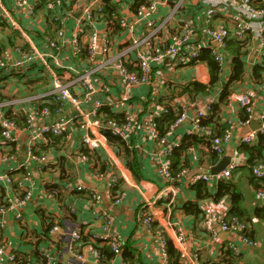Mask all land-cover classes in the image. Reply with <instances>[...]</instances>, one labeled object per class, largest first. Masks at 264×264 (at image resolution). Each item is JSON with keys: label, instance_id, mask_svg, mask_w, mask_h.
Masks as SVG:
<instances>
[{"label": "crops", "instance_id": "obj_1", "mask_svg": "<svg viewBox=\"0 0 264 264\" xmlns=\"http://www.w3.org/2000/svg\"><path fill=\"white\" fill-rule=\"evenodd\" d=\"M2 1L4 7L10 12V16H2L0 20V55L7 60H12L17 55L15 47L21 45L20 32L13 30L9 21L12 16L30 34L33 43L43 50V47H46L45 25L46 22L49 24L45 12L39 10L36 17H30L17 7L16 0ZM74 1L82 5L87 0ZM135 1L110 0L115 10V17L133 19ZM154 1L156 12L152 19L156 21L157 26H161L158 35L160 40L168 39L169 41L170 37L180 32L183 23L189 22L195 31L194 43L210 42L212 44L211 40L205 36L204 29L210 25L223 23L232 12L231 9H221L220 14L208 23L205 16L207 7L205 0H185L178 12L173 11V4L167 0ZM113 19L117 20V18ZM75 20L76 17L73 15L67 21L66 40H69L73 34ZM107 21L105 18L97 23V27L103 33L106 32ZM145 24L146 20H143L136 25V36L140 38L143 36L147 30ZM109 38L111 47L108 53L98 56L96 61L91 63H88L86 59H78L67 44L64 51L59 53L60 65L56 66V69L65 68L60 69L59 72L71 71L68 74L69 79L76 80L83 71L95 68L93 80L100 90L96 96L107 102L112 99H121L123 94L118 71L107 63L112 62L122 49L129 46L131 41L130 35L118 25L113 26ZM234 50V47L226 50L227 63L221 72L220 83L213 89L209 88L205 93L195 96L181 94V87L194 81L209 84L211 75L207 63L191 64L179 56L168 57L162 64L154 66L151 84L130 88L127 108L133 113L135 120L134 129L125 140L126 147L130 150L129 154L122 147L109 143L106 149L97 151L90 161H84L80 156L84 148L81 142L82 130L73 129L64 138L55 136L56 138L40 140L38 150L40 154L47 157V166L43 172H40L39 163L31 160L27 154L29 132L20 131L17 142L10 145H4L0 136V172L10 173L14 179L12 188L0 189V198L7 193L15 195L20 191L32 192L31 198L16 210L22 213V220L16 218L15 210L0 213V219L4 222V227H0V245L5 243L8 251L30 257L38 264L41 261V253L48 249L53 254L55 263L72 260L68 250L71 233L77 230L85 233L92 230L99 233L102 222L98 216L102 211H107L114 217L111 235L122 242V251L118 255L114 254L113 258L105 264H169V261L166 262L161 254L157 230L168 228V241L177 248L176 227L178 226L186 233L187 257L183 259L186 264H194L191 256L195 252L199 253L206 264H221L224 253L229 249L234 257L233 264H264V218L256 215L257 209L264 208V198L258 196L259 189L245 167L248 165V155L242 152L236 155L241 138L253 131L252 127H255L257 122L260 125L259 113L263 107L264 81L256 82L251 77L254 64L261 61L256 48L247 49L245 80L242 84L236 85L237 92L250 90L255 94V113L250 123L239 124L244 113L236 101L231 99L228 104L223 105L219 116L213 119L214 125L210 126L218 133L222 125L226 127L225 123L228 120L236 123V130L232 140L225 145L224 154L213 155L205 140L198 142L196 147L188 150L185 167L187 172L173 182V189L176 191L174 201L168 204L160 201L152 210L156 230L149 231L139 217L141 206L153 199L165 186L159 164L162 147L149 137L147 129V122L154 111L152 109L154 100L160 105L181 107V111L185 112L184 121L176 125L168 134V142L180 145L187 134L194 129L193 122L197 110L204 109L209 103H217L220 100L221 83L228 80L233 71ZM29 79L36 81H28ZM51 89V76L46 68L34 66L30 72L20 76L8 71L0 74V101L18 100L6 108V113L10 116L19 110L30 111L33 103L27 98L48 94ZM73 89L79 95L80 105L86 109L90 108L93 99L85 97L83 87L74 85ZM75 111L77 107L69 103L62 113L52 114L49 120L61 121ZM45 123L46 120L38 121L36 128H40ZM8 153H16L15 159L4 161L3 157ZM225 157H230L229 164L233 161L241 162L232 180L244 196L242 209L244 219L249 224L247 235L250 239L257 241L258 246L244 243L235 233L222 230L218 223L215 225L214 234L202 228L205 209L213 208L217 212H228L232 204L228 196L218 200L214 198L218 184L216 179L205 182L212 196L199 199V190L197 186H193L195 183L193 178L198 175L213 174L211 172L213 167L220 165ZM262 161L264 162V157ZM101 168L102 172L106 173L104 178H98L96 174ZM28 172L30 176H27ZM112 173L121 176L120 185L117 187L125 191L124 200L119 205L114 203L115 192L111 190L109 183ZM80 185H85L102 194L99 206H94L88 192L78 191ZM48 187L55 189L54 196L50 195L52 190ZM188 202L197 203L201 213L198 215L186 213L183 206ZM52 221L60 226V230L47 237L44 232ZM232 246H236L238 251L234 252ZM110 250L112 251L111 248ZM80 251L86 255L85 260L79 262L80 264H100L94 261L88 245L83 246ZM129 251L134 253L133 261L126 260L125 255Z\"/></svg>", "mask_w": 264, "mask_h": 264}, {"label": "built area", "instance_id": "obj_2", "mask_svg": "<svg viewBox=\"0 0 264 264\" xmlns=\"http://www.w3.org/2000/svg\"><path fill=\"white\" fill-rule=\"evenodd\" d=\"M68 2V0H65ZM173 4V11L178 12L185 0H167ZM206 20L211 23L215 16L220 14L221 9H231V13L224 19L223 23L219 25H210L204 29L205 36L211 40L210 42L194 43V28L191 23L185 22L180 28L177 35L170 37L169 41L160 40L158 35L160 27L152 19L156 12V2L154 0H147V3L139 6L134 12V18L119 17L117 19L118 26L125 30L131 37L129 46L119 52L112 62H108L116 69L121 77L123 86V94L121 99H112L110 102L105 101L96 94L100 91L96 87L93 80L95 68L83 71L79 79H69L70 72H59L60 65L59 53L63 52L67 44L70 45L75 56L79 55L83 49H87V62L96 61L98 56L108 53L111 47L109 34L112 32L114 24L113 21H107L108 26L106 32H101L97 27L99 21L105 20L107 0H87L82 5L78 1L72 3L71 9L68 11V16L62 15L61 7L64 5V0H16L17 7L24 11L30 17H36L39 10H43L46 17L49 19V24L46 22L44 38L46 47L39 49L33 43L30 34L24 27L19 25L14 16L9 18L13 30H18L21 34V45L15 47L17 55L12 60H7L0 55V74L3 72H13L18 76L26 74L31 71L34 66L46 68L51 76L52 89L48 94L34 95L27 98L33 103L30 111L19 110L14 115L9 116L6 113V108L11 106L17 99L9 101H0V136L4 145L16 143L18 140V133L20 131H27L30 133L29 142L27 143V154L31 160L39 163V170L43 172L46 168L47 157L38 153V145L41 139H46L49 136L65 137L73 129H81V142L84 147H87L90 153L97 152L101 149H106L109 145V140L106 130L112 131V134L127 140L134 129V115L127 108L130 88L151 84V74L153 67L162 64L168 57H181L188 62L198 59L202 49L207 48L211 55L219 63L221 72L227 63L226 48L228 39L234 38L239 41H248L247 49L252 50L256 48V52L260 57L264 56V0H205ZM0 20L2 16H10V12L4 7L3 1L0 0ZM78 9H82L80 17L75 20L73 34L69 40H66L67 21ZM146 20V32L140 38L136 36V25ZM111 25V26H110ZM67 70V69H66ZM76 70V69H74ZM76 72V71H73ZM74 85H81L85 91V97L92 98L93 103L90 108H83L80 105L79 95L74 92ZM49 96L52 103L58 105L55 111L49 107L50 104L44 99ZM255 94L253 91H235L231 95V99L236 101L241 109H245L247 118L242 119L239 124L245 125L250 123L255 113ZM71 103L77 107V111L73 112L68 117L61 121H50L52 114H60L64 108ZM209 103L204 109L197 110L193 122L194 129L189 132L203 134L210 137L212 149L217 155L224 154L225 145L228 144L236 130V123L232 120L227 121V126L221 135L209 125H202V119L211 110ZM104 106L111 107L112 110H117L125 114V120L118 122L115 119H104L101 109ZM150 119L147 122V129L149 137L161 145V160L160 172L165 182L163 190L158 193L153 199L145 202L140 209V221L149 230L154 231L155 216L153 214L154 207L158 202L171 203L174 201L176 191L173 189V182L176 179L173 177L172 171V153L177 144L168 142L167 136H160L155 117L161 112L165 111V106L160 105L154 100ZM186 117L182 111L179 119L172 126V129L183 122ZM260 125L256 130L251 131L248 135L241 138V143H253L256 141L258 135L264 134V100L262 111L259 113ZM46 120V123L40 128H36L38 121ZM171 129V130H172ZM240 143V144H241ZM239 155V151L236 152ZM81 159L90 161L91 157L86 154H81ZM16 153H8L4 155V161L15 159ZM95 164V163H94ZM240 161L231 162L226 168L217 174L198 175L193 178V181L205 180L210 181L216 179L232 178L234 172L240 167ZM187 172V168L181 170L178 177H181ZM252 173L258 179L264 180V162L256 164L252 168ZM98 178L106 177V173L102 170L96 172ZM30 176V172L27 173ZM120 175L112 173L110 176L111 190H114V203L119 205L125 197L124 189H116L120 185ZM14 185V179L10 173L0 172V189H10ZM78 191L88 192L91 196L94 206H99L102 201V194L85 185L78 186ZM51 196L55 195V191H50ZM258 196L264 198V188L258 190ZM32 196L30 190L20 191L15 195L7 193L3 200H0V213L4 214L8 211H16L24 205ZM22 213L16 211V218L22 220ZM99 219L102 222V229L99 233L93 232L91 235V245L89 252L94 257L96 263L102 262L103 254L95 245L98 243L102 246H109L115 255L122 251V242L111 235V227L114 223V217L107 211H102L99 214ZM219 224L222 230L235 233L246 244L251 246H258V242L250 239L247 235L249 224L246 220L237 216L228 217V212H217L213 208L204 210L202 219V228L214 234L215 225ZM0 227H4V222L0 219ZM60 230V226L54 224L50 230V235H54ZM157 233L160 238V251L166 262L169 261L168 252V228H159ZM80 231H73L71 233V240L68 244L69 255L72 260L55 263V259L51 251L44 250L39 264H80L85 260L86 255L77 248V242L81 239ZM176 243L180 252L182 264L183 259L187 257L185 249L186 233L181 227H176ZM234 252L238 251L236 246L231 247ZM191 259L194 264H206L199 256L198 252L193 253ZM106 262H103L105 264ZM0 264H38L32 258L26 257L11 251H8L5 243L0 245Z\"/></svg>", "mask_w": 264, "mask_h": 264}, {"label": "trees", "instance_id": "obj_3", "mask_svg": "<svg viewBox=\"0 0 264 264\" xmlns=\"http://www.w3.org/2000/svg\"><path fill=\"white\" fill-rule=\"evenodd\" d=\"M73 2L74 0H68V2L64 0V5L61 7V9L63 10L62 15L64 17L68 16V11L71 9ZM145 3H147V0H136L133 5L134 10L136 11L139 8V6ZM107 9H106L105 18L108 21L112 20L113 18H117V19L119 18V17H115V10L112 8L110 0H107ZM180 10L181 8L178 11ZM109 17H112V18L110 19ZM113 22L114 24L112 25V27L113 26L117 27L118 25L117 20L113 19ZM247 44H248L247 40L239 41L234 38L228 39L226 49L228 50L229 48H232V47L235 48L234 50L235 53H234L233 60H232L233 71L230 77L228 78V80L222 81L221 83L222 92H221L220 100L217 103L215 102L211 105V110L201 121L202 125H209V126L214 125L213 124L214 117L219 116L222 106L225 104H228L231 101V95L236 91V85L238 83L242 84L244 82L245 76H246L245 57L248 53ZM76 57L80 60L87 59L88 57L87 49L84 48L83 51ZM190 62L191 64L205 62L209 65L210 75H211L210 83L205 84L202 82L194 81L185 87H181L182 88L181 94H187L190 96L199 95V94L205 93L209 88L213 89L217 84L220 83L221 81L220 65L215 60V58L211 55V52L209 51V49L203 48L199 58L194 59ZM251 77L253 81L255 80L256 82L264 81V56H262L260 62H257L254 64ZM44 100L45 102L48 101V104H50L49 107L51 108L52 111H55L57 109L58 105L52 103L51 102L52 99H49V96H47V98ZM164 106H165V111L161 112L155 117V121L157 122L160 136H167V134L171 131L172 126L176 123V121L179 119L182 113L181 107H177L175 105H168V104H165ZM242 111L244 113V116L242 119H246L247 118L246 110L243 108ZM101 112L104 115L103 118L106 120L115 119L118 122H122L125 120V114L123 112L114 111L109 106H104L101 109ZM225 125L227 126V122L225 123ZM225 128L222 125L221 130L217 134L221 135L223 131L225 130ZM105 132L107 134L110 144L122 147L124 150L127 151V154L130 153V150L127 149L126 147V141L123 138L113 135L112 131L106 130ZM51 137H55V136H49L48 138L51 139ZM204 140L207 143L208 148L210 149L211 153L213 155H217V153L212 149V143H211L210 137H207L199 133L187 134V136L183 139L180 145L174 148L173 153H172V160H173L172 171H173V177L176 180L178 179V174L181 172V170L186 167V162H187L186 157H187L188 150H190L191 148H194V146L196 147L198 142L204 141ZM82 151H83L82 154H86L90 157H92L96 153L94 152L91 154L87 147H84ZM238 151L248 155V165L245 167L250 172L251 178L255 186L258 189L264 188V180L258 179L252 173V168L256 164L263 162L262 160L264 157V134L260 133L256 141L253 143H241L238 147ZM37 152L40 153L39 150ZM99 170H102V168ZM205 182H206L205 180H199L193 184V186L198 187L199 195H200L199 199L207 198V196H212L210 195L208 186ZM217 182H218L217 192L215 195H213L214 198L218 200L222 197L228 196L231 199V204H232V208L230 209V211H228V217L232 218L233 216H237L239 218L244 219V214H243V209H242L244 196H243L242 191L238 188L237 184L232 180V178L220 179ZM48 188L49 190L55 191L53 187H48ZM119 188L122 189L121 187H118V188H115V190ZM201 192L203 193L202 195H201ZM4 198L5 196L1 197L0 200H3ZM183 209L186 213L188 212V213L195 214V215H198L201 213V210L199 209L198 204L193 203V202L186 203L183 206ZM256 215L259 218H264V208L257 209ZM54 224L55 222L52 221L48 229L44 232L46 233L47 237ZM80 233L82 237L77 242V248L79 250L83 246L92 244L91 235L93 231L91 230L88 233H85L84 231L82 232L80 231ZM95 246L99 248L103 254L102 262H100V264H103V262H109L113 258L114 252L110 250L109 246H102L98 243ZM168 252H169V264H182L181 259H180L181 256H180L179 250L174 246L172 242H169V241H168ZM42 253H41V256H42ZM125 257H126V260L133 261L134 253L132 251H129L128 253H126ZM233 258H234L233 254L231 253V250L229 249L224 253L222 260H221L222 262L221 264H233V261H232Z\"/></svg>", "mask_w": 264, "mask_h": 264}, {"label": "water", "instance_id": "obj_4", "mask_svg": "<svg viewBox=\"0 0 264 264\" xmlns=\"http://www.w3.org/2000/svg\"><path fill=\"white\" fill-rule=\"evenodd\" d=\"M81 12H82V9H79L76 13H74V16L76 18L79 17V15L81 14ZM258 128H259V123L257 122L256 125H255V127H252V130H256ZM248 134H249V132L247 134H245V136L248 135ZM230 160H231L230 157H225L224 158V161H222V163L220 165H217V166L213 167V169L211 170V172L213 174L219 173L222 169H224V167L226 165L229 164Z\"/></svg>", "mask_w": 264, "mask_h": 264}, {"label": "rangeland", "instance_id": "obj_5", "mask_svg": "<svg viewBox=\"0 0 264 264\" xmlns=\"http://www.w3.org/2000/svg\"><path fill=\"white\" fill-rule=\"evenodd\" d=\"M79 17H80V15H79ZM79 17H77V19H78ZM28 81H32V82H33V81H36V80L29 79Z\"/></svg>", "mask_w": 264, "mask_h": 264}]
</instances>
